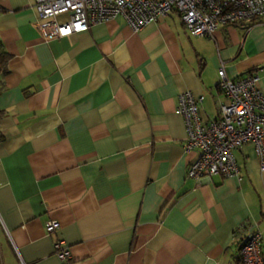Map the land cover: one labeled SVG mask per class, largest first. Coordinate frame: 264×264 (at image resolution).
Returning a JSON list of instances; mask_svg holds the SVG:
<instances>
[{
    "label": "crops",
    "instance_id": "obj_1",
    "mask_svg": "<svg viewBox=\"0 0 264 264\" xmlns=\"http://www.w3.org/2000/svg\"><path fill=\"white\" fill-rule=\"evenodd\" d=\"M33 3L0 0V264H227L244 222L260 231L264 259L252 146L233 152L239 178L196 182L174 112L189 91L214 118L220 66L229 79L260 70L264 93V15L211 36L190 35L174 10L136 30L117 15L44 39Z\"/></svg>",
    "mask_w": 264,
    "mask_h": 264
},
{
    "label": "built area",
    "instance_id": "obj_2",
    "mask_svg": "<svg viewBox=\"0 0 264 264\" xmlns=\"http://www.w3.org/2000/svg\"><path fill=\"white\" fill-rule=\"evenodd\" d=\"M39 21L35 24L44 39L60 38L85 31L91 24L123 17L134 30L165 18L174 10L186 31L193 36H211L219 26L252 23L264 15V0H34ZM59 16H64L58 20ZM260 70L229 79L223 66L217 70V87L222 95L212 119H202L199 108L203 95L194 97L189 91L177 97L174 112L185 125V152L195 158L186 168L187 178L196 182L213 176L239 178L233 156L243 145L252 146L259 169L264 171V93L257 87ZM59 224L48 220L44 231L56 234ZM235 254L227 264H264L258 228L244 222L233 231ZM53 253L62 261L71 255L65 242L53 240Z\"/></svg>",
    "mask_w": 264,
    "mask_h": 264
},
{
    "label": "trees",
    "instance_id": "obj_3",
    "mask_svg": "<svg viewBox=\"0 0 264 264\" xmlns=\"http://www.w3.org/2000/svg\"><path fill=\"white\" fill-rule=\"evenodd\" d=\"M7 54L5 52H0V64H4V62L7 60ZM2 64L1 68H2V72L5 73V66Z\"/></svg>",
    "mask_w": 264,
    "mask_h": 264
}]
</instances>
